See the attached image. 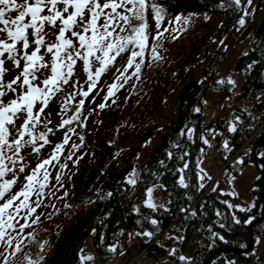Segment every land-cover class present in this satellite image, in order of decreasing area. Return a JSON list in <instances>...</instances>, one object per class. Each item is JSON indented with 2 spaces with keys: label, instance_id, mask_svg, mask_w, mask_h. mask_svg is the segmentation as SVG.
<instances>
[{
  "label": "trees",
  "instance_id": "trees-1",
  "mask_svg": "<svg viewBox=\"0 0 264 264\" xmlns=\"http://www.w3.org/2000/svg\"><path fill=\"white\" fill-rule=\"evenodd\" d=\"M157 3L167 10L170 17L182 13L198 17L214 15L217 18L210 24L212 26L204 23L196 26L193 34L200 40L199 44L194 47L191 56L184 58L182 63H175L176 72L164 77L163 97L174 89L176 91L173 100L165 106H162L163 98L159 99L160 109L166 107L167 113L156 116L139 136L137 143L140 147L153 136L159 138L146 163L139 169V184L144 194L137 204L126 201L130 185L125 178L135 167L134 157L138 148L135 147L126 157L123 170L115 167L106 169L119 139L111 143L103 141L95 151L99 162L96 171L85 176L79 192L64 204L71 206L74 215L72 223L40 264H81V250H87L89 246L98 257L99 264H117L118 258L133 244H137L138 249L129 264H136L138 259H153L154 264H205L216 249H246L245 237L254 222V244L249 252H222L214 256L210 264H264V188L261 185L264 177V156L261 153H264V146L253 151L256 142L264 136V0H257L253 16H244L235 5L229 4V0H157ZM221 3L225 7H220ZM248 6L247 0H241L243 9ZM241 17L245 20L241 41L249 45L233 62V70L242 75L235 87L227 80L220 83L215 80V75L224 61L223 43L240 24ZM146 18L150 31L155 34V21L150 10ZM215 30L219 46H216L218 40H211V45L207 46L206 40L211 39ZM149 61L151 63L146 54L140 75ZM117 65L118 62L102 76L111 73ZM151 68L152 64L149 70ZM213 89L219 93L216 97L218 102L214 109L208 111L204 99ZM89 111V108L83 107L80 116L87 118ZM204 112H214L207 123L202 122ZM120 119L121 114L118 113L107 121L111 132L115 131ZM233 124L237 130L230 132L229 127ZM182 129L184 135H181ZM188 129L193 130L191 138ZM48 136L52 137L51 133ZM224 136L227 137V149L224 147ZM204 139L208 140L207 144ZM40 143L37 141V144ZM49 146L45 145L42 149ZM214 148L223 162L220 171L227 182L239 176L248 163H253L260 173L252 192L255 207L249 211L228 207L231 196L213 190L217 176L213 180L207 177L203 181L199 179L204 173L201 172L200 162L207 155L216 154ZM258 158L263 160V165ZM241 159L243 163H238ZM185 163L187 169L178 171L184 168ZM181 176L187 187L179 183ZM201 183L203 187H200ZM154 187L161 188L167 200L165 208L146 206V190ZM250 216L255 220L245 223ZM153 219L158 223L153 225ZM145 232L152 235L145 236ZM214 234L224 239H218ZM111 246H115V252L109 251ZM173 249H176L175 255L171 254ZM180 256L188 257L190 261H181ZM90 264L97 263L93 261Z\"/></svg>",
  "mask_w": 264,
  "mask_h": 264
},
{
  "label": "snow or ice",
  "instance_id": "snow-or-ice-1",
  "mask_svg": "<svg viewBox=\"0 0 264 264\" xmlns=\"http://www.w3.org/2000/svg\"><path fill=\"white\" fill-rule=\"evenodd\" d=\"M251 2L252 0H247L248 5ZM229 4L235 5L244 16L249 15L241 7V0H229ZM219 6L225 7L224 3ZM149 10L155 21V34L150 31L147 22L146 16ZM13 13L16 15L13 16ZM166 18L167 10L157 3V0H20V2L0 0V201H3L0 203V243L5 246V250L12 248V255L22 251L23 241L20 234L24 229L40 221V216L36 215V212L44 204L45 196H55V191L47 192V194L45 192L51 183L49 168L57 165L60 169L67 167L66 163L60 162V157L64 152V146L69 142L68 133L74 131L71 127L67 128L63 142L55 145L49 157L43 159L30 174L24 177L23 188L5 199L16 185L19 179L18 174L25 172L26 165L23 163L25 158L21 155V151L32 146V152L39 154L40 150L50 143L48 133L53 130L48 128L47 132L37 135L36 129L42 123L41 118L50 106L51 100L63 91L64 85L71 82L72 87L79 90L66 98L61 111H67L68 103L74 101L76 95L82 98L78 101L76 112L68 119H63L59 127L65 128L72 125L74 121H80L85 101L94 91L97 95L101 91L97 85L102 75L116 64L118 58L127 55L126 64L116 68L119 75L108 86L104 102L97 107L105 108L110 99L113 104L116 103L113 99L116 92L133 77L140 78L146 54L152 60L162 59L158 52V48L162 45L158 42L164 38L165 33L178 31L175 28L162 27ZM175 20L179 23L181 17H176ZM239 23L241 25L245 23L243 17ZM46 25L53 30L51 33L45 31ZM29 35L32 37L31 42ZM49 35L55 36L54 42L46 40ZM176 38H178L176 35L172 36V39ZM30 48L31 51H29ZM42 51L51 55L50 63L45 61ZM7 61H11L13 67L20 69V72L6 82L5 75L10 71L5 67ZM78 61L82 62L84 72L87 73V80L84 82L87 84L86 91L75 72ZM129 69H134L130 75ZM45 70L50 73L47 78L40 80V83H35ZM229 83L234 82L229 80ZM9 93L15 98L5 103L4 98ZM95 98L93 95L92 102ZM17 120H22L19 127L16 126ZM236 130L235 124L229 127L230 132ZM192 131L188 129L189 138ZM181 135H184L183 129ZM37 141H41L39 147H36ZM204 143L207 144L208 140L204 139ZM71 147L78 149L80 146L73 144ZM224 147L228 148L227 141L224 142ZM168 155L171 157L172 154ZM261 156H264V153H261ZM67 159H72L71 154ZM238 163H243V160H239ZM187 167L185 163L184 168L178 171L183 172ZM201 172L203 173V169ZM9 175L12 176L11 179L7 178ZM206 177L210 179L207 173H203L199 179L203 181ZM61 179V173L57 172L56 184L63 188ZM127 182L132 185L136 183L134 171L129 174ZM179 183L187 187L183 176L180 177ZM203 186L201 183L200 187ZM153 191V188L146 190L145 204L154 209L156 205L152 199ZM227 194L237 195L235 192ZM108 195L110 196L111 193ZM64 196H67V192ZM33 197H35L34 200ZM57 198L62 199V197ZM228 207L233 206L229 204ZM235 207L244 212L255 207V203L253 202L249 208L239 205ZM20 220L24 223H20ZM253 220L255 217L250 216L245 223H252ZM235 222L239 223L238 220ZM151 223L155 225L158 221L153 219ZM17 225H19L18 230ZM12 231H16L17 235L12 236ZM143 235L150 237L152 233L145 232ZM214 235L218 239H224L218 234ZM109 251L115 252V246H111ZM175 253L176 249H173L171 254L175 255ZM0 255L4 256V264H8L7 255L4 253ZM79 259L81 264H85L94 257L80 255ZM179 259L190 261V258L184 256H180ZM42 260L43 257L37 260L29 258L27 264H40Z\"/></svg>",
  "mask_w": 264,
  "mask_h": 264
},
{
  "label": "rangeland",
  "instance_id": "rangeland-1",
  "mask_svg": "<svg viewBox=\"0 0 264 264\" xmlns=\"http://www.w3.org/2000/svg\"><path fill=\"white\" fill-rule=\"evenodd\" d=\"M18 2H20V0H18ZM256 2L257 0H252L251 4L247 7L246 11L249 13V16L255 14ZM176 17H181L179 23L176 22ZM216 18L217 17L214 15L198 17L190 14L184 15L182 13L177 14L175 17L167 16L166 20L168 21L165 22V20L162 27H168L169 29L175 28L178 31L176 33H172L171 31L165 33L164 38L158 42L162 45L158 48L159 55L162 59H151V63L150 61L146 63L145 69L139 79L133 77L116 92L115 97H113L116 103L113 104L110 99L107 102V106L100 109L97 105L104 102V95L107 92L108 86L112 84L116 76L119 75V73L116 72V68L125 65L128 57L125 55L124 57L118 58V65L116 68L111 73L101 77L97 85V87L101 89L99 94L97 95L94 91L85 101L84 108L90 109L89 115L86 119H83V117L80 116V121H74L72 125L65 126V128L59 127L63 119H68L73 112L76 111L78 101L82 98L81 96L76 95L75 100L68 103L67 111H61V106L64 104L66 98L73 92L79 90L78 88L74 89L71 82L68 85H64L63 91L58 93L57 96L51 100L50 106L45 110V113L41 118L42 123L38 125L36 129V134L45 132L48 128L53 130L51 133L58 132L59 136H57V138H51L48 136V140L53 142L55 147L56 144L63 142L65 131L68 127L74 129L73 132L68 133L70 139L68 144L64 146V152L60 157V162L66 163L67 167L60 169L57 165L54 168H49L51 173V183L45 192L47 194V192L55 191V196H45L44 204L38 208L36 212V215L40 216V221L31 227L25 228L23 233L20 234L21 240L23 241L22 251L12 255L11 253L13 249L7 248V250H5V246L0 243V253L7 255L8 264H27L29 258L37 260L40 257H43L44 260L45 256H48L51 253L57 239L73 221L74 215L72 214L71 206H66L64 204L69 201L71 196H75V194L79 192L85 176L93 174L96 171L99 162L95 151L98 150L99 144L105 140L111 143L116 139H119L116 151L113 157L108 160L106 169L115 167L118 170H123L126 166V157L135 147L138 148L134 157L135 167L129 172V174L133 171L135 172L136 183L132 185L127 182L129 174L125 178L126 182L130 185V191L127 195L126 201L132 204H137L138 200L144 194L139 184V169L146 163L154 145L159 141L158 137L153 136L144 146L140 147L137 143L139 136H141L147 129L148 124L155 120L156 116L159 117V114L163 115L164 113L165 115L167 113L166 107L160 109L161 105L158 104L160 97L163 98L162 106H165V103H170L173 100L176 93L174 89L163 97L162 92L165 88L163 85L164 77H168L170 74L176 72L175 63H182L184 58L191 56L194 47L199 44L200 40L198 37L195 38L193 34L196 26H199L201 23L212 26L210 24L212 22L214 23ZM185 20L188 22L185 23ZM52 31L53 30L51 29V32ZM203 31L204 29L201 32ZM244 31V24H238L229 34L228 40L223 43L224 61L216 72L215 80H227L228 82L231 80L234 82L232 84L235 87L238 86L242 75L235 72L232 65L237 56L245 51L249 45V43L241 41V36ZM173 35H176L178 38L172 39ZM52 37L54 42L55 36L52 35ZM217 38L218 34L215 30L211 39L206 40V45L210 46L211 40H218ZM216 46H219V40L217 41ZM41 54L44 55V59L47 62H51L50 54H45L43 51ZM203 61L205 62V59H203ZM9 62L11 63V61ZM151 64L152 68L149 70ZM133 70L134 69H129L128 74L130 75ZM75 72L77 73V79L80 83L84 84V90L86 91L87 84L84 82L87 80V73L84 72L82 62L78 61ZM49 74L50 73L45 70L43 75H41L37 81L40 82V80L47 78ZM244 75L245 73L243 72V77ZM11 76L10 72L6 74L7 79ZM200 78H202V75H200ZM121 83H123V81H121ZM132 88H134L133 92H131ZM216 92L217 91L213 89V91L204 99L205 108L208 111L214 109V106L217 105L218 100L216 97L219 93ZM93 95L96 97L94 102H92ZM11 99L13 98H7L6 101ZM118 113L121 114L120 123H118L115 131L111 132L107 121L114 114ZM81 124H83V126H81ZM81 137H83V140H81ZM223 138L224 142L227 141L226 136ZM214 139L211 140V146L214 143ZM73 144L79 145L80 147L78 149H73L71 147ZM53 149L54 148H51L43 153L39 152V154H36L33 153L32 148L28 146L21 151V155L25 158L23 162L26 165L25 172L18 174L19 179L16 185L13 187L9 196H6L5 199L23 188L25 183L24 177L30 174L31 170L43 159L48 158ZM214 152L216 153L215 148ZM70 154L72 156L71 160L67 159ZM199 166L203 169L204 173H207V176L210 177L211 180L217 176V180L214 183V191L217 193H237V195H230V201L227 202V205L231 204L233 206L231 207L233 210L239 209L235 207L237 205L243 208H249L254 202L252 192L256 187L255 181L260 173H258V170L253 163H248L241 171L240 175L232 178L229 182L226 181L225 175L220 171L223 162L217 153L204 157ZM55 172L61 173V183L64 185L63 188H60L59 185L56 184ZM104 177H106V175H104ZM7 178L11 179L12 176L9 175ZM53 185L55 187H53ZM153 189L152 199L156 208H165L167 200L163 197L161 188L154 187ZM65 192H67V196H64ZM57 197H62V199H58ZM32 199L34 200L35 197ZM146 199L147 197L145 193V201ZM2 202L3 201H0V203ZM33 206L35 205L33 204ZM21 215H23V213ZM20 223H24V221L20 220ZM29 223H31V221H29ZM18 228L19 225H17V230ZM11 235L16 236L17 232L12 231ZM41 245H43V247H41ZM137 249L138 245L133 244L118 258L116 263L129 264V262L132 261V257L136 256ZM23 250L25 252H23ZM83 255L93 256V254L88 251L84 252ZM3 262L4 256L0 255V264ZM136 264H154V260L146 259L143 262L142 259H138Z\"/></svg>",
  "mask_w": 264,
  "mask_h": 264
},
{
  "label": "water",
  "instance_id": "water-1",
  "mask_svg": "<svg viewBox=\"0 0 264 264\" xmlns=\"http://www.w3.org/2000/svg\"><path fill=\"white\" fill-rule=\"evenodd\" d=\"M262 146H264V136H262L261 138H259V140L256 142V144L254 145L253 151H255V149L257 147H262ZM258 161H259V163H261L263 165V160L261 158H258ZM261 185L264 188V177H263V180H262ZM263 205H264V203H263ZM263 216H264V207H263V211H262V217ZM254 224H255V222L251 226H249V228H248L249 233L245 237V239L247 241V247H246V249L241 250L239 248H231V247H225V248L216 249L214 252H212L209 255V257L207 258L205 264H210L212 258L214 256H216L217 254L222 253V252L223 253H227V252H230V251H243V252H246V253L249 252L252 249L253 244H254V240H253V236H252V227H253Z\"/></svg>",
  "mask_w": 264,
  "mask_h": 264
},
{
  "label": "built area",
  "instance_id": "built-area-1",
  "mask_svg": "<svg viewBox=\"0 0 264 264\" xmlns=\"http://www.w3.org/2000/svg\"><path fill=\"white\" fill-rule=\"evenodd\" d=\"M203 121L205 122V121H207V120L204 118Z\"/></svg>",
  "mask_w": 264,
  "mask_h": 264
},
{
  "label": "bare ground",
  "instance_id": "bare-ground-1",
  "mask_svg": "<svg viewBox=\"0 0 264 264\" xmlns=\"http://www.w3.org/2000/svg\"><path fill=\"white\" fill-rule=\"evenodd\" d=\"M143 255V254H142ZM142 257V256H141ZM144 258V257H143ZM136 261V260H135ZM136 263V262H135Z\"/></svg>",
  "mask_w": 264,
  "mask_h": 264
}]
</instances>
